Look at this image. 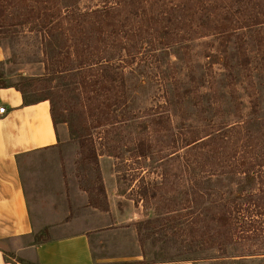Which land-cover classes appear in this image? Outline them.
I'll list each match as a JSON object with an SVG mask.
<instances>
[{
    "label": "rangeland",
    "instance_id": "rangeland-1",
    "mask_svg": "<svg viewBox=\"0 0 264 264\" xmlns=\"http://www.w3.org/2000/svg\"><path fill=\"white\" fill-rule=\"evenodd\" d=\"M112 1L0 0V85L20 89L27 101L50 99L58 128L56 148L22 158V179L35 189L64 181L85 190L88 202L102 210L115 201L120 223L133 225L135 235L126 231L114 250L139 254L140 262L264 264V206H252L245 218L235 209L227 221L216 218L229 208L237 184L245 191L264 188V160L250 156L258 165L248 181L233 169L239 136L233 143L223 133L210 139L238 124L249 137L259 136L256 149L264 147V22L214 31L196 20L165 33L166 20L150 18L157 4L144 9L133 3L132 12L144 18L131 34L136 55L121 65L112 57L111 67L124 68L125 87L114 82L101 91L91 86L95 70L87 64L80 70L81 57L98 58L97 29L88 20L83 27L93 31L90 40H51L54 22L45 23L44 16L86 13ZM56 219L46 214L36 222ZM232 227L239 233L229 237Z\"/></svg>",
    "mask_w": 264,
    "mask_h": 264
},
{
    "label": "crops",
    "instance_id": "crops-1",
    "mask_svg": "<svg viewBox=\"0 0 264 264\" xmlns=\"http://www.w3.org/2000/svg\"><path fill=\"white\" fill-rule=\"evenodd\" d=\"M1 106L0 264H198L140 262L139 254H119L114 250L118 238L126 231L134 238L135 230L120 223L115 201L109 199L108 208L102 210L88 202L85 190H72L64 181L55 189L28 186L19 163L56 148L57 125L47 100L27 101L13 86L0 85ZM51 208H56L54 214ZM46 214L55 215L56 221L38 225L36 218Z\"/></svg>",
    "mask_w": 264,
    "mask_h": 264
},
{
    "label": "trees",
    "instance_id": "trees-1",
    "mask_svg": "<svg viewBox=\"0 0 264 264\" xmlns=\"http://www.w3.org/2000/svg\"><path fill=\"white\" fill-rule=\"evenodd\" d=\"M133 3H137L135 7L143 4L144 9L146 6L157 4L159 9L158 13L155 16L151 15L150 18L153 23H157V21H162L163 19L166 20L163 23L164 27L160 29L165 31V33L170 32L171 26H177L179 24L185 26V29L190 28L191 24L196 20H198L197 24L199 28L214 31L235 30L242 28V26L246 24L254 25L264 22V9L261 8L264 0H113L107 6L87 11L86 13L73 11L68 14L58 11V13L54 14V17L51 15H45V23L54 22L55 35L52 37L51 32H48L51 40L55 39L56 36H59V40L69 38L74 41L76 35H78L83 41L90 40L93 31L90 30L88 32L83 27L84 21L88 20L93 24L94 28L97 29L96 33H93V39L95 42H100L97 45V49L94 50L97 52L95 55L98 56V58H95V61L92 62L91 57L94 56L93 53H91L90 56H87L86 59H82L81 57L80 70L83 69L84 64H87V69L92 67V70H95L94 76L96 79L95 83L92 81L91 86L94 84L96 85L94 88H100L101 91L108 89L109 84H112L113 86L114 82H116L117 85L122 86V88L125 87L124 68L121 67L120 70H113L111 67L113 65L112 62L114 61L112 60V57H118L117 60L121 65L122 63L127 62L128 58L130 59L136 55L133 51V49L136 48V43L134 42L136 37L131 34L136 33V31L141 29V24L144 18H137V10L135 11L134 9V12H132ZM144 11L146 12V10ZM130 16L134 18L137 23L136 26L131 24L132 20ZM233 16L235 17L233 18ZM120 18H123L125 21L121 22ZM145 27L147 29L146 31H148L149 25H146ZM138 36H140L139 33ZM141 41L142 40L139 39V43ZM104 54H109L110 56L101 58V55ZM239 57L242 59V64H245L246 55L244 50L239 51ZM121 58L124 59L121 60ZM44 68L46 70L47 65H45ZM18 90L25 99L23 92L20 89ZM46 99L49 102L50 116L52 123L55 126L56 120L54 118L52 103L48 98L42 100ZM222 133L224 137L222 136ZM246 134L243 133L241 127L237 124L228 131L221 132L218 130L216 135L210 139H217V137L221 135L227 141L233 143L231 138L234 135L239 136L241 151L240 156L235 159L237 163L233 169L241 172L240 174H244L245 178L250 181L251 174H249V171L251 167L258 165L257 163H253L250 156H254V160L258 157L264 160V147L261 146L260 149H256L255 145L257 146V142L260 141L259 136L252 135L249 137L248 134ZM203 140L205 139L200 141ZM249 141L251 143H249ZM190 143L191 142L188 144ZM258 172H260V170ZM240 174L236 173L234 175L240 178ZM239 185L237 184L234 189L229 187V189H231L230 191L235 192L232 195L233 198L227 209L229 213L226 210L221 214H215L217 215L216 218L220 217V219L227 221V215L231 214L232 216L233 209H235L236 215L240 216L239 214H241V216L245 218L251 214L252 206H264L262 199L264 198L263 187H256L251 191H245L244 187ZM226 202H228V200H226ZM242 202H247L248 204H251V206L243 207ZM244 228L245 227L243 226V229L241 230H245ZM237 230L236 227H232L230 230H227L226 234L231 237L234 233H239ZM243 232L244 231L240 234H244Z\"/></svg>",
    "mask_w": 264,
    "mask_h": 264
},
{
    "label": "built area",
    "instance_id": "built-area-1",
    "mask_svg": "<svg viewBox=\"0 0 264 264\" xmlns=\"http://www.w3.org/2000/svg\"><path fill=\"white\" fill-rule=\"evenodd\" d=\"M4 111V107H0V113H2Z\"/></svg>",
    "mask_w": 264,
    "mask_h": 264
}]
</instances>
